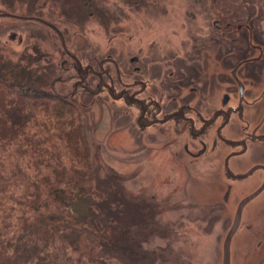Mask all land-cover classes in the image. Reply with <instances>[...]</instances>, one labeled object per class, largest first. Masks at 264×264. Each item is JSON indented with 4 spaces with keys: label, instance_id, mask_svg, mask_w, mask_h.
I'll list each match as a JSON object with an SVG mask.
<instances>
[{
    "label": "rangeland",
    "instance_id": "rangeland-1",
    "mask_svg": "<svg viewBox=\"0 0 264 264\" xmlns=\"http://www.w3.org/2000/svg\"><path fill=\"white\" fill-rule=\"evenodd\" d=\"M3 14L41 17L70 48L104 62L107 54L171 52L213 33L214 21L245 23L264 37V0H0ZM62 58L57 35L44 24L0 17V71L16 83L52 92L50 83L64 76ZM87 101L93 172L65 195L62 231L111 264H221L222 236L209 232L205 218L206 167L192 170L188 157L178 166L161 153L146 156L141 141L115 131L116 105L106 95Z\"/></svg>",
    "mask_w": 264,
    "mask_h": 264
},
{
    "label": "flooded vegetation",
    "instance_id": "flooded-vegetation-1",
    "mask_svg": "<svg viewBox=\"0 0 264 264\" xmlns=\"http://www.w3.org/2000/svg\"><path fill=\"white\" fill-rule=\"evenodd\" d=\"M14 16L44 24L59 39L64 76L53 79L51 93L86 110L83 101L93 103L104 94L116 105L115 131L141 141L146 156L161 153L178 166L188 157L192 170L204 165L209 232L216 228L223 242L239 210L230 264L264 260V37L260 31L254 35L245 23L214 21L213 33L177 50L107 54L109 61L104 62L77 53V45L70 48L64 33L43 18ZM244 29L248 30L242 36ZM55 86H61L60 91Z\"/></svg>",
    "mask_w": 264,
    "mask_h": 264
},
{
    "label": "trees",
    "instance_id": "trees-1",
    "mask_svg": "<svg viewBox=\"0 0 264 264\" xmlns=\"http://www.w3.org/2000/svg\"><path fill=\"white\" fill-rule=\"evenodd\" d=\"M12 74L0 71V264H111L59 226L92 176L88 110Z\"/></svg>",
    "mask_w": 264,
    "mask_h": 264
},
{
    "label": "water",
    "instance_id": "water-1",
    "mask_svg": "<svg viewBox=\"0 0 264 264\" xmlns=\"http://www.w3.org/2000/svg\"><path fill=\"white\" fill-rule=\"evenodd\" d=\"M0 16H12V17H15L14 15H9V14H3V15H0ZM49 25V24H47ZM51 28H53L56 32L57 29L54 28L52 25H49ZM59 33V32H58ZM60 34V33H59ZM61 39H62V36H61ZM62 43H63V39H62ZM64 45V43H63ZM243 202L240 204V210L242 208V205ZM239 218H240V212L238 210L237 214H236V217L234 219V222H233V225L232 227L230 228L228 234L225 236L223 242H222V247H221V264H230V244H231V239L236 231V228L238 226V223H239ZM260 264H264V260H262V262Z\"/></svg>",
    "mask_w": 264,
    "mask_h": 264
}]
</instances>
